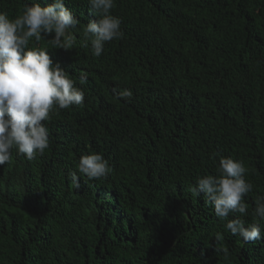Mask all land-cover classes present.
<instances>
[{
    "label": "trees",
    "instance_id": "1",
    "mask_svg": "<svg viewBox=\"0 0 264 264\" xmlns=\"http://www.w3.org/2000/svg\"><path fill=\"white\" fill-rule=\"evenodd\" d=\"M37 2L52 0H0V11L11 19ZM64 2L79 21L73 47L55 48L54 34L29 47L47 49L84 102L50 112L43 155L29 161L13 150L0 166V264H264V239L232 235L204 194L192 193L197 177L217 175L220 156L242 161L253 186L247 215L228 219L255 222L264 196V0H115L123 38L99 57L81 47L98 19L88 0ZM124 89L130 100L117 98ZM93 153L108 161L106 178L78 172Z\"/></svg>",
    "mask_w": 264,
    "mask_h": 264
},
{
    "label": "clouds",
    "instance_id": "2",
    "mask_svg": "<svg viewBox=\"0 0 264 264\" xmlns=\"http://www.w3.org/2000/svg\"><path fill=\"white\" fill-rule=\"evenodd\" d=\"M88 4L98 19L85 26L81 47L90 48L91 54L99 57L106 43L123 38L121 20L111 15L115 0H88ZM78 24L64 0H52L45 6L38 2L25 5L23 13L11 19L0 11V166L10 162L13 150L29 161L43 155L49 147L45 122L50 119V112L83 104L84 91L75 86L59 63H53L48 50L29 47L33 38L39 42L54 34L51 44L69 50L76 42L71 30ZM86 81L87 76L82 73L80 83ZM115 94L126 101L133 96L130 89ZM77 169L89 180L106 178L112 171L98 153L82 155ZM216 172L217 175L197 177L192 193L204 194L206 203L212 205L217 218L226 221L225 227L232 235L245 243L264 239L259 225V221H264V196L255 201V222L246 224L240 217L228 219L230 214L247 215L244 198L253 186L245 179L243 162L220 156ZM71 180L79 188L80 177L73 173ZM222 251L228 255L226 248Z\"/></svg>",
    "mask_w": 264,
    "mask_h": 264
}]
</instances>
